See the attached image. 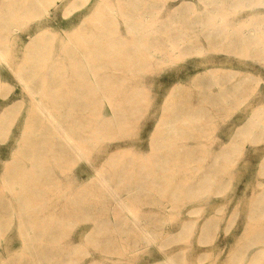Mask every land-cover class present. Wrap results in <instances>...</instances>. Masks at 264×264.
I'll use <instances>...</instances> for the list:
<instances>
[{
  "label": "bare ground",
  "instance_id": "1",
  "mask_svg": "<svg viewBox=\"0 0 264 264\" xmlns=\"http://www.w3.org/2000/svg\"><path fill=\"white\" fill-rule=\"evenodd\" d=\"M79 1L82 2L78 4ZM87 1L0 0V87L6 84L5 75L9 72L5 74V71L10 69L12 60L17 62L14 73L21 85L18 96L8 98L11 88L3 94L10 103L0 101V135L6 134L17 122L22 125L21 131H16L20 135L9 159L1 160L0 219L16 213L20 222L31 221L28 215L37 213L38 231H32L28 236L39 240L58 234L62 228L58 224L64 215L68 216V207L71 210L83 208L85 204L81 199L90 196L94 190L98 191V197H113L125 207L119 193L133 191L137 195L141 186L153 188L154 181L161 180L168 171L162 168L163 157H181L185 163L196 160V166L190 170V184L185 183L181 189L204 187L205 182L218 171L217 163L226 157L233 137L218 139L216 136L215 140L203 141L205 132L202 131L212 128L214 118L218 117L234 92L246 93L253 86L257 94L254 102L261 106L257 105L252 110L251 119L254 122L259 117L260 123L264 121V103L260 101L264 90L254 87L256 83L252 84L250 73L242 68L238 69L240 72H234V67L208 68L204 64L202 72L186 81H175L168 88L161 85L152 92L151 84L142 82L124 89V79L135 76L149 80L146 74L152 70L151 63L160 61L171 52L177 53L179 48L192 47L198 43L195 37H205L207 42L225 48L233 45L245 47L249 53L262 56L264 46L259 48L249 39L251 36L245 32L247 25L231 27L233 32L222 31L225 25H212L208 28L220 32L194 33L190 36L195 39H184L188 35L180 26L168 25V14L178 13L185 0H179V3H170L169 0H95L93 5L91 0L90 5ZM86 2L89 6L85 7L84 14L70 19L73 22L78 18L77 24L70 29L54 19L60 6L64 10L62 14L67 15L68 11ZM41 15L45 17L30 28L25 41L21 34L12 31L17 22ZM138 64L145 66L141 71L130 74L133 76H128L132 68H138ZM226 68L227 73L224 71ZM68 82L71 92L84 95L78 107L72 105L69 108L84 109L85 113H68V97L61 96L56 90L58 84ZM99 84L109 86L113 90L107 91L118 95L106 99L107 110L102 104L94 105V85ZM107 91L103 89L102 92ZM139 95L144 97L140 100ZM144 99L148 102L146 107L149 103L156 104L155 110H159L160 115L154 120L146 139L149 147L138 145L132 148L134 157L120 149L116 141L124 140L129 131L138 129L140 101ZM124 128L129 130L121 134ZM137 139L143 141L144 136L139 134ZM165 147L170 150H164ZM93 151L101 152V159L105 158L103 164L124 154L121 158L123 164L114 167L111 174L105 173L103 165L101 169H95L86 182L77 186L76 196L81 197L80 202L70 204L68 185L64 183L67 177L63 171L65 161L70 154L83 155L90 162L88 155ZM126 165H135L139 169L129 170ZM136 204L133 201V205ZM126 210L131 216L124 215L121 221L132 224L124 227L126 232H130L129 229L137 228L136 222L140 219L129 208ZM21 226L19 224L20 234ZM147 236L154 238L150 233ZM49 252L60 250L38 247V256L33 262L42 263ZM253 254L257 257L261 252ZM10 258V262L25 263L23 258ZM163 261L164 264H176L174 256H165ZM85 264L104 263L90 260Z\"/></svg>",
  "mask_w": 264,
  "mask_h": 264
},
{
  "label": "rangeland",
  "instance_id": "2",
  "mask_svg": "<svg viewBox=\"0 0 264 264\" xmlns=\"http://www.w3.org/2000/svg\"><path fill=\"white\" fill-rule=\"evenodd\" d=\"M94 1L91 0L90 4L93 5ZM87 2L89 4V0ZM87 2L85 6L68 11L67 15L62 14L64 10L63 6H60L54 14V19L63 23L64 28L70 29L77 24L78 18L73 22L70 19L83 15ZM169 2L179 3V0ZM168 16V25L180 26L182 32L188 35L184 39L196 38L198 43L192 47L179 48L177 53L171 52L160 61L151 63L152 70L146 72V76L150 78L147 81L133 76L134 74L130 75L141 71L145 66L138 64V68H132L128 73V76L133 77L124 79V89L142 82L151 84L152 92L161 85L168 88L175 81H186L194 74H199L206 64L208 68L234 67V72L242 68L250 73L252 84L256 83L254 87L264 90V54L255 55L249 53L245 47L235 45L225 48L207 42L205 37L190 36L194 33L220 32L208 28L212 25H225L226 28L222 31L233 32L231 27L242 24L247 25L245 32L251 36L249 39L261 48L264 46V0H185L178 13H169ZM43 17L45 16L24 19L11 29L16 34H21L25 41L30 28ZM235 63H238V66ZM195 64H198L197 68ZM17 66V62L12 60L9 62L10 69L5 71V74L8 71L7 74L13 77L6 74V84L0 87V101L3 100L4 103H10V97L18 96L21 89L14 73ZM227 68L225 73L228 72ZM69 85L68 82L56 86L61 96L68 97V113H85L84 109L69 108L72 105L78 107L84 98L81 93L71 92ZM94 86V105L102 104L107 110L106 99L117 94L109 93L108 89L113 90L109 86ZM8 88L12 90L9 91V99L3 98ZM103 89L107 92L103 93ZM143 97L138 96L140 100ZM255 98L257 94L253 86L246 93L234 92L217 114L218 117L214 118V124L210 126L212 128L202 131L205 132L204 136H201L203 141L215 140L216 136L218 139L232 136L233 139L226 157L221 163H217L216 174L214 173L210 180L205 182V186L198 190L189 187L181 189L182 185L189 183L190 170L196 166L197 161L191 159L185 163L181 157L171 155L161 159L162 168L168 171H165L166 175L163 174L161 180L154 181L153 188L141 186L137 195L133 191L119 193L125 207L121 203L118 204L113 197H98L97 190L81 199L76 196L79 191L77 186L86 182L94 170L101 169L102 165L105 173L111 174L114 167L122 166L121 158L124 154L121 158L109 160L104 164L105 158L101 159L102 154L98 151L88 155L90 162L83 155L69 154L63 166L67 176L64 183L68 185V203L80 202L81 199L85 206L77 210L68 207V218L63 216L65 220L58 224L62 227L58 234L40 240L28 236L32 231H38V223L35 221L37 213L28 215L31 221L20 222L16 213L1 218L0 259H4L0 260V264H16L15 261L10 262V256L23 258L24 264H36L33 259L38 256V247L60 250L57 253H47L40 264H85L90 260L104 264H164L165 256H174L176 264H264V121L260 123L259 117H256L254 122L251 119L252 110L257 105L261 106L259 102L255 104ZM260 101L263 104L264 97ZM140 102L142 106L138 129L129 132L128 128L122 129L121 134L128 132L125 135L127 138L116 141L120 149L134 157L132 148L135 149L138 145L149 147L146 139L154 120L160 115V111L155 110L156 104L154 106L149 103L146 107V99ZM21 129V123L17 122L6 134L0 135V170L1 160L9 159ZM139 134L144 136L143 141L137 139ZM6 135L8 136L5 137ZM157 149L155 150L158 151ZM170 149L165 147L164 150ZM171 151L174 153L172 149ZM126 166L133 171L139 169L135 165ZM133 201L138 205H133ZM126 208L132 210L140 219L136 222L137 228L129 229L130 232H126L124 227L132 224L121 221L124 215L131 216ZM19 224L22 225L21 234ZM148 233L154 235V238L148 237ZM255 251H260L261 254L256 257L253 254ZM116 259L119 261H115Z\"/></svg>",
  "mask_w": 264,
  "mask_h": 264
}]
</instances>
